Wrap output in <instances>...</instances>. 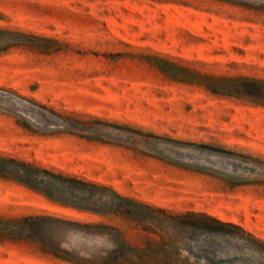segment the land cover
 I'll return each instance as SVG.
<instances>
[{"label": "rangeland", "instance_id": "1", "mask_svg": "<svg viewBox=\"0 0 264 264\" xmlns=\"http://www.w3.org/2000/svg\"><path fill=\"white\" fill-rule=\"evenodd\" d=\"M0 156L169 212L0 178V264H264V0H0Z\"/></svg>", "mask_w": 264, "mask_h": 264}, {"label": "trees", "instance_id": "2", "mask_svg": "<svg viewBox=\"0 0 264 264\" xmlns=\"http://www.w3.org/2000/svg\"><path fill=\"white\" fill-rule=\"evenodd\" d=\"M0 178H6V179H12L22 185H25L26 187L38 191L50 199H53L52 192L49 190V187H60L62 190H64V193L73 192L79 194V196L83 199L86 194L94 197L99 192H109L111 193L119 202L127 203L130 205H135L137 207L151 210V211H157L162 214H168L169 212L166 209L155 207L149 204H145L142 202H138L132 198L123 196L116 192L111 187L101 185L92 181L84 180L77 178L75 176H69L65 175L63 173H55L53 171L43 169L41 167H38L32 163L25 162V161H19L15 158L11 157H5L0 156ZM46 185V187H45ZM45 187V188H44ZM48 187V188H47ZM93 191V192H91ZM58 202L68 205L67 203L57 200ZM76 209L80 211H93L85 207H75ZM97 212V211H94ZM128 216H132V212L130 210L124 212ZM194 218L197 222L202 221H211L216 227L223 228L231 226V224L222 222L221 220L208 216L206 214L202 213H186V214H180L176 217H169V220H171L173 223L181 224L183 223L184 218ZM49 220L53 222L60 223L62 225H75L77 223L60 220L52 217H40V216H29L23 218L19 224H21L20 228V235H26L30 238L28 235L33 228V226L36 224V222ZM97 228V225L94 226ZM99 227V226H98ZM198 227H201L198 225ZM46 254L52 255L54 257H61L58 253L54 252L53 250L47 248V246L44 244ZM127 259V258H125ZM124 259V260H125ZM120 260H123V257L117 258L116 262H110V260H107L104 264H119Z\"/></svg>", "mask_w": 264, "mask_h": 264}]
</instances>
